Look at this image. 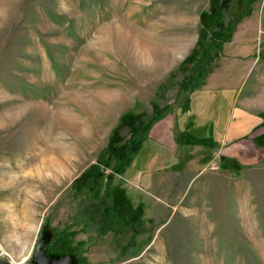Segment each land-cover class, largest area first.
Listing matches in <instances>:
<instances>
[{"label":"rangeland","instance_id":"rangeland-1","mask_svg":"<svg viewBox=\"0 0 264 264\" xmlns=\"http://www.w3.org/2000/svg\"><path fill=\"white\" fill-rule=\"evenodd\" d=\"M220 4L0 0V264H75L83 255L89 264H264V152L223 165L196 146L223 127L231 98L211 108L195 100L187 114L201 84L181 86ZM222 15L225 25L245 15L257 79L241 103L264 119V0H232ZM154 105L168 110L130 150L103 208L124 229L100 234L91 207L111 171L108 150ZM93 163L104 176L78 191L73 182ZM68 228L78 231L72 252L46 260L45 243Z\"/></svg>","mask_w":264,"mask_h":264},{"label":"crops","instance_id":"crops-1","mask_svg":"<svg viewBox=\"0 0 264 264\" xmlns=\"http://www.w3.org/2000/svg\"><path fill=\"white\" fill-rule=\"evenodd\" d=\"M247 33L248 29L244 26V20H241L235 26L234 32L225 39L220 55L211 64L200 88H198L200 90H191L188 102L185 104L186 112L189 114L195 100L200 102L198 106L207 105L211 108L217 102L222 101L221 97L229 96L231 98L223 127L218 130L211 141L196 145L201 146L203 151L206 150L208 155L210 151H213V154L218 156V160H221L223 165L232 161L236 164L252 163L256 161L257 157H260L261 151L264 152V119L262 114L245 105L243 106L241 103V95H243L244 89H248L246 85L253 78L254 80L257 79V76L251 75L256 70L257 64L253 57L254 43L252 37L251 42L247 43L248 40L245 38ZM198 91L200 92L197 93ZM176 113L173 121L174 126L177 127L180 118ZM187 114L183 115L182 118ZM189 122L191 121L189 120ZM189 122L186 121L185 123ZM162 125L164 126L165 123ZM177 130H179L181 137L182 131L180 128ZM186 139L188 140L187 137Z\"/></svg>","mask_w":264,"mask_h":264},{"label":"trees","instance_id":"trees-1","mask_svg":"<svg viewBox=\"0 0 264 264\" xmlns=\"http://www.w3.org/2000/svg\"><path fill=\"white\" fill-rule=\"evenodd\" d=\"M232 0H221V4L218 7V11L216 12V19L213 22L212 31H211V40L206 48L203 49L200 58L194 63L192 68H190L191 74L187 75L186 81L181 84L184 90H188V88H195L199 86L203 80V76L205 72H207L209 66L214 62L215 58L220 55L221 47H223L225 39L234 32L235 26L241 22L244 16H240L238 20L234 23L229 22L227 25L223 23V15L222 12L228 9ZM168 110V107L163 105L157 107V105L153 106V113L150 119L147 122L143 123L138 117L133 118V120H129L130 129L132 130L129 138L126 140H122L120 142H114L112 147L108 150L107 162L103 164V167H107V165L112 162L111 171H109L106 176L105 190L102 193L100 199L91 207V212L93 216L97 218V228L100 234H104L109 231L110 228H114L117 230H123L124 224L118 218V213L113 210H110L108 213L104 211L105 204H108V189H110V182L113 179L115 174H121L124 172L125 168L132 162L133 158L131 157L130 150L134 148L135 145L142 146L144 138L150 127L153 126L155 122L161 119ZM83 174L73 182V187H75L78 191H80V186H85L88 182H92V186L99 185V178L104 176V172L101 171V168H98L96 163H93L91 167H89L86 171L82 172ZM140 228L134 232L132 237L136 236L135 233L138 232ZM78 233L76 230L72 229H64L60 233H57L53 239L49 240L45 243L44 255L49 259L51 256H64L69 255L75 246L71 243V238ZM131 237V238H132ZM132 242H135L134 239H129ZM78 245H82V241L77 242ZM129 245H124L122 247L123 252L129 248ZM75 264H89L87 262L86 256H80L75 261Z\"/></svg>","mask_w":264,"mask_h":264},{"label":"water","instance_id":"water-1","mask_svg":"<svg viewBox=\"0 0 264 264\" xmlns=\"http://www.w3.org/2000/svg\"><path fill=\"white\" fill-rule=\"evenodd\" d=\"M44 247H45V245H44ZM43 256H44V258H46V257H45V255H44V249H43ZM46 260H49V259H48V258H46ZM49 261L53 262V264H55V263L59 262V260H55V261H53L52 259H51V260H49Z\"/></svg>","mask_w":264,"mask_h":264},{"label":"bare ground","instance_id":"bare-ground-1","mask_svg":"<svg viewBox=\"0 0 264 264\" xmlns=\"http://www.w3.org/2000/svg\"><path fill=\"white\" fill-rule=\"evenodd\" d=\"M12 210V209H11ZM14 212V211H13ZM7 214V213H6ZM13 215V214H12ZM15 216V215H14Z\"/></svg>","mask_w":264,"mask_h":264}]
</instances>
